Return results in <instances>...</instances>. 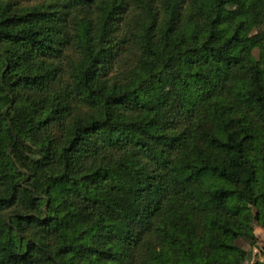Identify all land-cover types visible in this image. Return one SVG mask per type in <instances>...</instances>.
<instances>
[{"label":"trees","instance_id":"16d2710c","mask_svg":"<svg viewBox=\"0 0 264 264\" xmlns=\"http://www.w3.org/2000/svg\"><path fill=\"white\" fill-rule=\"evenodd\" d=\"M254 222L264 0H0V264H264Z\"/></svg>","mask_w":264,"mask_h":264},{"label":"rangeland","instance_id":"374dc122","mask_svg":"<svg viewBox=\"0 0 264 264\" xmlns=\"http://www.w3.org/2000/svg\"><path fill=\"white\" fill-rule=\"evenodd\" d=\"M253 55L257 57L258 52L257 50L253 51ZM253 230L254 234L257 238V242L255 246H250L246 241L244 240H238V245L248 253H250V261H262L264 262V258L262 257L261 250L264 246V231L260 226H258L255 222L253 223Z\"/></svg>","mask_w":264,"mask_h":264}]
</instances>
